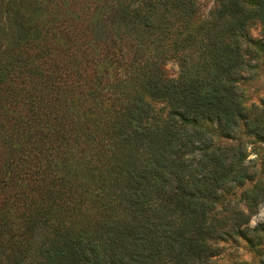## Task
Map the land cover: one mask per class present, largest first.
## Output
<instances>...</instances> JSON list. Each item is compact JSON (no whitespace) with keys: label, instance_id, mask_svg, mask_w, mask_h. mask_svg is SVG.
I'll return each instance as SVG.
<instances>
[{"label":"trees","instance_id":"obj_1","mask_svg":"<svg viewBox=\"0 0 264 264\" xmlns=\"http://www.w3.org/2000/svg\"><path fill=\"white\" fill-rule=\"evenodd\" d=\"M196 12L0 0V264H208L227 185L254 178L240 134L264 141V100L237 87L264 0H218L193 30Z\"/></svg>","mask_w":264,"mask_h":264},{"label":"rangeland","instance_id":"obj_2","mask_svg":"<svg viewBox=\"0 0 264 264\" xmlns=\"http://www.w3.org/2000/svg\"><path fill=\"white\" fill-rule=\"evenodd\" d=\"M242 4L252 8L258 0H240ZM197 12L191 22V29L212 21L214 11L218 8V0H195ZM247 31L252 38L251 44L243 49L252 51L247 72L238 80L237 87L243 96L245 106L261 104L264 100V24L253 20L247 24ZM198 39L204 36L197 35ZM165 70L169 78H176L179 67L176 60L166 63ZM155 108L160 109L164 103L148 99ZM202 126L210 132L215 144L230 143L220 136L215 122L202 121ZM240 140L244 143V165L254 178L243 186L228 184L223 198L217 204L218 226L223 227L224 235L214 245V256L208 264H264V141L253 135L244 134ZM258 195L253 207V198ZM252 198V199H251ZM243 214L240 222V216ZM238 221H235L236 219ZM235 224H240L236 226Z\"/></svg>","mask_w":264,"mask_h":264}]
</instances>
